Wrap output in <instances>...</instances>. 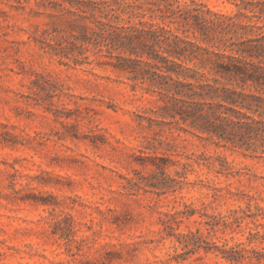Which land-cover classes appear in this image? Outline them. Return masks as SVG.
Wrapping results in <instances>:
<instances>
[{
    "label": "rangeland",
    "instance_id": "rangeland-1",
    "mask_svg": "<svg viewBox=\"0 0 264 264\" xmlns=\"http://www.w3.org/2000/svg\"><path fill=\"white\" fill-rule=\"evenodd\" d=\"M177 1L224 14L240 7ZM59 10L48 0H0V264H230L175 236L197 229L218 246L264 247L249 240L264 234V158L180 126L148 128L159 102L109 65L113 57L89 49L74 63L46 51L48 32L66 18ZM118 15L120 25L173 28L145 10ZM152 138L165 142L151 147ZM155 155L175 162L171 177L187 156L201 159L164 194L126 188L123 176L148 174L140 163ZM184 205L197 212L164 236L160 218ZM233 211L242 218L231 226L208 232L201 223Z\"/></svg>",
    "mask_w": 264,
    "mask_h": 264
},
{
    "label": "trees",
    "instance_id": "trees-1",
    "mask_svg": "<svg viewBox=\"0 0 264 264\" xmlns=\"http://www.w3.org/2000/svg\"><path fill=\"white\" fill-rule=\"evenodd\" d=\"M48 4L60 8L66 18L62 28L48 32L54 35L53 43H45L46 51L74 63L86 60L83 54L89 49L113 57L109 65L128 74L134 85H144L145 92L159 102L158 119L147 118L148 128L180 126L264 158V0H240L238 10L229 14L193 2L179 5L177 0H48ZM140 10L167 19L173 28L117 23L119 13L133 15ZM155 142L165 141L152 138L148 144L154 147ZM166 145L172 147L169 142ZM186 159L179 163L181 171L171 177L166 168L175 162L163 155L150 156L148 164L140 163L151 167L148 174L123 176L125 186L164 194L180 186L187 169L201 157ZM195 212L184 205L182 211L164 213L161 232L174 235L173 224ZM206 217L201 223L208 232L242 218L236 211ZM175 236L184 248L192 245L205 253L218 252L230 264H264V247L218 246L206 241L199 229ZM249 240L264 244V234H250Z\"/></svg>",
    "mask_w": 264,
    "mask_h": 264
}]
</instances>
